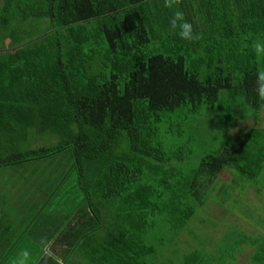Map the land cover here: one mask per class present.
I'll use <instances>...</instances> for the list:
<instances>
[{"label":"trees","instance_id":"obj_1","mask_svg":"<svg viewBox=\"0 0 264 264\" xmlns=\"http://www.w3.org/2000/svg\"><path fill=\"white\" fill-rule=\"evenodd\" d=\"M163 5L0 1V170L69 158L90 207V236H77L63 264H221L220 249L181 234H198L191 222L216 189L233 207L248 183L264 189V58L252 50L264 41V0H182L196 42L171 29L175 9ZM232 232L225 251L250 240L261 252ZM47 261L58 264H38Z\"/></svg>","mask_w":264,"mask_h":264},{"label":"crops","instance_id":"obj_2","mask_svg":"<svg viewBox=\"0 0 264 264\" xmlns=\"http://www.w3.org/2000/svg\"><path fill=\"white\" fill-rule=\"evenodd\" d=\"M56 161L62 165L41 162L0 170V252L8 253L7 256H0V259L10 258L12 254L27 249L38 262L52 259L63 264L64 258L76 252L72 251L71 244L77 241V236H90V207L86 208L77 198L79 188L74 180V186H71L69 163L64 166L69 158H56ZM255 188V194L264 197V189L259 192ZM249 190L251 187L245 190V197L239 205L248 208L255 206L246 198ZM262 201L263 207L260 209L263 213L259 216V226L254 227L250 223L255 218L251 212L245 216L247 221L243 217L236 219L242 226L243 223L249 225L245 231L251 230L262 250L258 251V247L251 245V242H245L249 246L243 243L238 248L239 254L233 250V254L236 253V264H239L244 253L246 259L243 264H255L253 259L258 258L264 260V198ZM254 229H257L258 234L252 231Z\"/></svg>","mask_w":264,"mask_h":264},{"label":"rangeland","instance_id":"obj_3","mask_svg":"<svg viewBox=\"0 0 264 264\" xmlns=\"http://www.w3.org/2000/svg\"><path fill=\"white\" fill-rule=\"evenodd\" d=\"M224 104H225L224 113L227 116V118L228 119H231V118L237 119V117H236L237 113H234V111H232V106H228V103H224ZM239 108H240V106H239ZM239 113H240V111H239ZM252 122L253 121H251V122L246 121V122H244V124L242 126H240L238 124L235 128L232 129L231 132L234 135H237V134H239V132L244 131L249 125H251ZM258 127L264 128V110H263L262 114L260 115ZM216 128L217 127L214 125V129H216ZM221 129L223 131L224 128L222 127ZM219 133H222V132L219 130ZM222 136H223V134H222ZM45 143L48 145H52L53 143H56V139H54V137L49 138V139L45 140ZM221 143H222L221 140H219L217 142V145L219 146ZM49 163H53L55 166L62 165L60 162L56 161V158L50 159ZM68 163H69L68 161L67 162L65 161L64 166H66ZM229 178H231L230 173L229 172L224 173L222 175V178H221L222 183H225V182L229 183L230 182V180H228ZM72 180H73V177L71 178V182H72L71 186H74V181H72ZM68 182L70 183V181H68ZM220 183H221V180H220ZM257 184H264V177L260 178ZM247 185L251 187V190L248 191V195H246V198L248 200H250V203H254L255 206L251 205L250 208H247L245 210H244V206L239 205V204L233 207V202L227 203L226 202L227 199L226 198L223 199L222 196L224 195V193H223V195H221V193L217 192V190H219V188H218V189H216L215 192H213V193L211 192L210 194L208 193L209 196H208L207 203L204 205V207L201 210H199V212L197 213V215L193 218V220L191 222V225L192 224L195 225V228H192L193 231L194 232L198 231L197 232L198 234H192L191 238H190L189 233L183 232L181 234V239L183 238V239L187 240L188 242H190V240L192 239L191 244L194 245V247H197L196 249H201V250L205 249V251H207L211 255L217 254L219 252V249H220V251H222V252H219V253L220 254L224 253V254H222V258L224 261L223 262L220 261L221 264H236V260H234V259H236V253L234 252L235 257L231 256L234 259H228V256H230L233 252L229 253V252L224 250L225 245H228V243H230L232 245V233H233L232 231H235L237 233V235L242 234L243 232H246L244 234L248 237L253 235V233H251L250 229L248 231H245V229L247 230L249 228L248 227L249 225L246 226V224H244L242 222L243 223V226H242L239 221L236 222L237 221L236 219L237 218L240 219V217H243V215L246 214L245 212H247L248 214L251 212L252 215L254 214L255 218L253 217L252 222H250V223L254 224V227H257L260 225L259 216L262 215V213H263L260 208L263 207L262 206V203H263L262 199L264 197L262 195H256L255 194V189H256L255 187L256 186H253V184H250V183H248ZM238 190L240 191L242 189H238ZM239 193H241V191ZM80 197H81V195L79 196V198ZM242 197H245V195H242ZM258 200H261V201L257 202ZM256 205H258V206H256ZM248 210H249V212H248ZM243 211H245V212H243ZM236 225L239 227H237ZM260 228H262V227H260ZM256 230L254 229L252 231L256 232ZM260 232L261 231H259V233ZM256 234H258V232H256ZM256 237H258V236L256 235ZM245 242H250V240H246ZM5 245H6V243H5ZM5 245H3L2 248ZM179 246L182 249V251L186 250V249L188 250V248H189L188 245L184 244V242H182V241L179 242ZM233 246H235V245H233ZM245 246H249V243H245ZM235 247L237 250L236 252L239 254V252H240L238 249V247L240 248L239 244ZM241 250H242V246H241ZM231 251H233V250H231ZM18 253L19 252H17L16 254H12L10 256V258H7L6 260L0 259V264L3 262V260H5L4 261L5 264H13V260L17 257ZM4 255L7 256L8 253L0 252V256H4ZM245 259H246V253H244V255L240 257L239 264H241V263L243 264V261ZM37 262H38V259H36L34 256L31 255L30 264H37ZM215 264H218V263L215 262Z\"/></svg>","mask_w":264,"mask_h":264},{"label":"clouds","instance_id":"obj_4","mask_svg":"<svg viewBox=\"0 0 264 264\" xmlns=\"http://www.w3.org/2000/svg\"><path fill=\"white\" fill-rule=\"evenodd\" d=\"M182 0H164V7L173 10L170 19V27L173 30H179L178 35L182 40L189 42L199 41L202 37L199 33L194 32L193 26L185 20L184 13L180 9ZM253 53L258 58H264V41L257 40L252 45ZM255 91L258 98L264 101V69L258 70L256 73V86ZM31 252L27 249L21 250L17 257L13 260V264H30Z\"/></svg>","mask_w":264,"mask_h":264}]
</instances>
